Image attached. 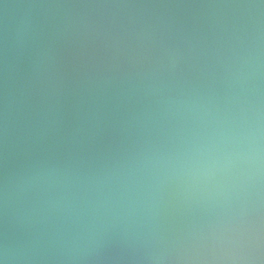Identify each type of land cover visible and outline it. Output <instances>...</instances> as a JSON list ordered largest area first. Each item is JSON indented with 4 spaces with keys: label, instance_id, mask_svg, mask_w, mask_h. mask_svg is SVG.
<instances>
[{
    "label": "water",
    "instance_id": "water-1",
    "mask_svg": "<svg viewBox=\"0 0 264 264\" xmlns=\"http://www.w3.org/2000/svg\"><path fill=\"white\" fill-rule=\"evenodd\" d=\"M0 264H264V0H0Z\"/></svg>",
    "mask_w": 264,
    "mask_h": 264
}]
</instances>
